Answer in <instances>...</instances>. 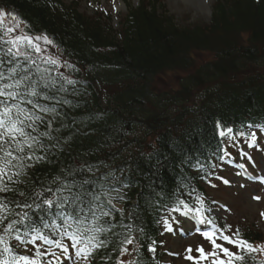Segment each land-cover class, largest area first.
Here are the masks:
<instances>
[{
  "label": "trees",
  "instance_id": "1",
  "mask_svg": "<svg viewBox=\"0 0 264 264\" xmlns=\"http://www.w3.org/2000/svg\"><path fill=\"white\" fill-rule=\"evenodd\" d=\"M148 8L141 4L129 11L115 37L59 0H0V10L12 11L25 32L47 36L83 76L68 84L62 73L48 74L56 84L41 91L54 99L40 103L56 112L38 122L33 133L50 134L39 136L43 148L35 149L45 159L27 169L21 178L25 182L14 187L29 195L61 183L72 184L74 192L118 189L125 199L114 203L121 205L124 216L114 212L110 222L117 226L112 231L125 232L121 221L133 226L140 245L139 253H133L137 264H159L156 243L162 215L203 193L205 170L221 159L225 143L239 133L247 136L253 128L264 129V70L247 75L264 63V0H218L209 24L191 30L156 16L153 4ZM192 51L214 57L181 82L173 96L151 88L154 76L187 69ZM10 66L5 63L2 70ZM218 80L215 88L203 91L196 106H183L193 88ZM143 124L148 132L136 135V127ZM227 128L233 132L221 137L220 130ZM0 195L24 199L15 192ZM105 206L110 207L106 201ZM50 211L48 219L58 209ZM30 215L39 224L45 213ZM108 237L112 242L95 254L92 264H105L101 257L109 253L112 260L107 264H115L117 237ZM244 239L260 241L253 234ZM153 241L154 253L147 250ZM4 253L0 245V255ZM244 259L243 264H250Z\"/></svg>",
  "mask_w": 264,
  "mask_h": 264
},
{
  "label": "snow or ice",
  "instance_id": "2",
  "mask_svg": "<svg viewBox=\"0 0 264 264\" xmlns=\"http://www.w3.org/2000/svg\"><path fill=\"white\" fill-rule=\"evenodd\" d=\"M117 10L113 2V11ZM5 16H11L13 20H16L14 14L0 10V20ZM19 27L20 24L17 21L14 26L0 31V45L3 46L0 47V57L8 58L7 61L0 58V194L15 192L24 199L10 200L0 195V226H3L0 245H4L3 251L6 253L11 250L6 237L14 238L18 244L32 245V255L18 254L13 257L12 264H44L46 258L47 264H60L61 257L68 259L71 256L70 250L75 253L76 264H80L81 261L83 264H92L95 254L101 249L108 248L112 242L108 237L111 233L117 237V244L112 251L119 252L115 258V264H137L133 253H139L140 245L136 237L132 235L133 226L123 224L121 221L120 226L125 229V232L112 231L117 226L110 222L114 212H119L121 218L124 216V210L114 203V201L125 199L118 189L112 190L116 193L115 196L108 191L99 194L86 190L74 192L72 184L61 183L55 189L47 188L44 192H34L29 195L14 187L25 182L21 178L27 175V169L45 159L44 156L37 155L35 149L43 148L39 136L48 137L50 134L41 132L37 136L33 133L38 131V122H43L47 115L56 112L55 107L40 103V100L54 99L41 89L55 86L56 81L48 74L61 66L58 58L44 55L46 49L41 48L39 42L51 44L52 41L47 36L33 37L22 34L18 32ZM37 59H40L41 64L51 67H41V64H37ZM5 63L11 66L2 70ZM63 63L67 65V61ZM61 78L66 79L68 84L75 83L74 80L63 77V74ZM51 126L52 122L49 121L48 127L51 128ZM217 127L221 126L217 124ZM29 129L31 131H28ZM232 132L231 128L221 129L219 135L224 137ZM256 138V133L253 132L251 140L256 142ZM228 154L225 151V155ZM59 179V177L56 178V180ZM45 192L50 193L52 198L45 196ZM256 199L259 198L256 197ZM105 201L110 207L106 208ZM53 208L58 211L54 218L48 219L47 216L51 215L50 210ZM31 212L45 213L40 217L39 224L32 219ZM168 230L171 231V228ZM140 231L143 230L140 229ZM203 236L211 242L213 250L205 252L201 246L196 249L199 252L198 258L192 255L185 257L195 261L196 264H199V260H205L208 257H213L212 264H233L234 260H244L240 252L256 251L248 241L243 239L234 240L227 235L219 237L238 250L233 252L216 242L215 233L204 232ZM155 243L153 241L148 245L149 252H155ZM130 245L131 248L128 247ZM217 250L223 253L227 260L221 259ZM25 251H28L27 247ZM186 251L191 253L192 249L189 248ZM125 256L132 258L125 260L123 259ZM101 259L107 264L112 260V255L109 253ZM3 264H9V262L5 260Z\"/></svg>",
  "mask_w": 264,
  "mask_h": 264
},
{
  "label": "rangeland",
  "instance_id": "3",
  "mask_svg": "<svg viewBox=\"0 0 264 264\" xmlns=\"http://www.w3.org/2000/svg\"><path fill=\"white\" fill-rule=\"evenodd\" d=\"M60 1L66 6H72L79 14L92 22L98 23L112 35L118 33L119 25L122 23L126 11L136 8L141 4L148 6L149 2L155 3L158 13L170 19L178 29L191 30L195 27H205L209 24L217 2L215 0L206 1V5L208 4L207 6L209 8L208 12L205 9H198L199 5H196L197 0H193L195 3L192 2V4L184 3L183 0H121L125 10L118 7V0ZM113 2H115L117 11H113ZM4 12L11 13L9 11ZM16 23L17 20H13L11 16H5L0 20V29L14 26ZM18 32L25 34L21 25ZM242 40L246 41V36H243ZM39 43L41 48L46 49L45 56L50 55L61 61L59 69L64 70L65 68H69L67 66L69 64L67 63L65 65L63 63L64 60L54 48L49 44H45L43 41ZM190 55L192 60L187 69H176L172 72L162 73L154 77L151 82L152 88L157 93H165L173 96L177 94L176 92L181 82H184L186 78L196 72V69L204 63L211 61L214 57L211 52L207 51H192ZM252 70L247 72V75L251 73L254 75L259 74L261 70H264V63L261 68H252ZM244 76L238 75L239 78ZM221 81L218 80L193 88L188 96L185 97L187 101L183 106L187 108L196 106L199 103V97L203 91L211 89V87L215 88ZM103 96L104 94H102ZM170 110L175 111L174 108H170ZM136 128L138 129L136 134L139 136L142 135V131L146 130L147 127L143 124ZM253 132L257 136L256 142L251 140V136L247 139L238 137L228 141L226 151L229 154L225 155L220 162L213 165V175L208 180L205 188V196L210 201V204L206 205V202H198L195 206V218L197 221H189L190 226L184 223V229L191 232V229L198 227L203 229V226H208V223L203 218L204 213L208 210L214 217V222H216L215 226H209L212 230L208 232L215 233L217 243L229 248L230 251L237 252L238 250L235 247L225 243L219 237L221 235H227L237 240L242 239L244 234H256L260 237V241L250 243L256 251L249 252L245 250L239 254L243 255L250 264H264V215H262L264 213V184L258 180L262 178L264 173V131L254 130ZM147 141H149V138ZM231 163L235 166L242 164L250 179H239L241 177L239 174L242 172ZM256 197L259 199H256ZM167 218L170 221V225H167ZM177 223V219L175 217L172 218L170 214L166 215L165 218L163 217L161 221L163 231L161 247L159 248V251L162 253L161 264H196L195 261L186 259L185 257L192 255L198 258L199 252L196 249L201 246L205 252H211L213 250L212 244L203 236V232L180 237L176 232V229L180 228ZM171 226L173 230L171 234H168L167 229ZM26 247L28 251H25ZM189 248L192 249L191 253L186 251ZM21 249L22 251L19 254L32 255V245L23 246ZM70 251L72 253L71 256L68 259L62 257L61 264H76L77 258L75 257V253L72 250ZM57 254L59 255L60 253L58 252ZM217 254L221 259L227 260V257L219 252V250H217ZM131 258L128 256L123 257L125 260ZM212 259L213 257H208V259L199 260V264H212ZM5 260L9 264H12V261L9 259L0 261V264H3ZM243 261L234 260L233 264H242ZM44 264H47V258ZM80 264H83V262L81 261Z\"/></svg>",
  "mask_w": 264,
  "mask_h": 264
},
{
  "label": "bare ground",
  "instance_id": "4",
  "mask_svg": "<svg viewBox=\"0 0 264 264\" xmlns=\"http://www.w3.org/2000/svg\"><path fill=\"white\" fill-rule=\"evenodd\" d=\"M183 1L188 3V4H190V3L192 4V2L195 3L193 0L192 1L191 0H183ZM206 1H208V0H197L196 5H199L198 9H200V10H202L204 8L207 9L208 6H206V4H205ZM201 6H202V8H201Z\"/></svg>",
  "mask_w": 264,
  "mask_h": 264
}]
</instances>
